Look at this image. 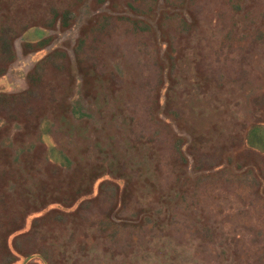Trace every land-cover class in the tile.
<instances>
[{
  "label": "rangeland",
  "instance_id": "obj_1",
  "mask_svg": "<svg viewBox=\"0 0 264 264\" xmlns=\"http://www.w3.org/2000/svg\"><path fill=\"white\" fill-rule=\"evenodd\" d=\"M0 19V218L26 217L0 264H264V0H0Z\"/></svg>",
  "mask_w": 264,
  "mask_h": 264
},
{
  "label": "trees",
  "instance_id": "obj_2",
  "mask_svg": "<svg viewBox=\"0 0 264 264\" xmlns=\"http://www.w3.org/2000/svg\"><path fill=\"white\" fill-rule=\"evenodd\" d=\"M2 20V22L4 21V19H0ZM75 117V116H74ZM73 117V118H74ZM264 137V125L261 126L260 124H251V126L249 127L248 129V135H247V138L246 140L248 142H250L251 144H255V143H260L262 144V140ZM61 159H62V162L63 164L62 167L63 168H69L72 164H71V161L66 157L64 156L63 154H59ZM109 170V169H108ZM108 170H106V168L104 166H94L92 167L91 169H89L88 171H85V172H82L80 175L74 177V178H71L69 177L70 180L67 181V183L65 184V192H70V198L72 199V203L75 202L76 200L78 199H87V196L91 193V186L92 184L98 179L100 178L101 176H103ZM110 174V171L109 173ZM118 177V176H117ZM111 178H113L111 176ZM122 178H119V180H121ZM55 188H59V186L55 187ZM42 190V199L46 200V203H52V202H56L57 204L60 203V200L56 199H48L50 198L51 196L53 197L52 195V189L50 190L51 193L49 192H44L43 191V188H40ZM58 191H63L64 190V187H60L59 189H57ZM28 192H26L25 194V199L27 201V204L30 205V204H33L34 202L32 201V199L35 198V193L33 192V190H30L28 189L27 190ZM38 196V194L36 195ZM39 198V197H38ZM36 201L38 199H35ZM40 201V199H39ZM43 205L42 204H39L38 206L36 205L35 208H32L26 212L24 214V216L26 215H29L28 213H30L31 211L35 210L36 208H39V207H42ZM28 210V209H27ZM4 218H7V217H4ZM4 218H0V221H2L1 219H4ZM26 218V217H25ZM23 216L21 217V221H22V224L24 222V219ZM44 219V217H41V220L38 218L36 219L34 222H33V225L35 224H38L40 221H42ZM9 218H7V220L5 219L6 223L5 224V240L2 244H0L2 246V248L4 250H6L8 252V254H10V256H12V258L14 257V255L10 252V249L8 250L7 248V245L11 242V236H18V235H21V227H20V224L19 221L18 223L14 222L15 220H11L9 222ZM26 220V219H25ZM3 222V221H2ZM14 222V223H12ZM23 226V225H22ZM9 244V245H10ZM12 246V244L10 245V247ZM17 251V250H16ZM15 251V253H16ZM19 252V251H17ZM20 253V252H19ZM30 255L25 253L23 256H22V260L23 262H26L28 259H29Z\"/></svg>",
  "mask_w": 264,
  "mask_h": 264
}]
</instances>
